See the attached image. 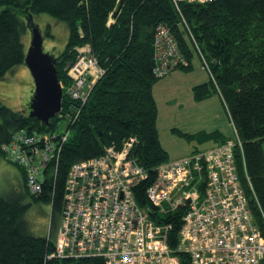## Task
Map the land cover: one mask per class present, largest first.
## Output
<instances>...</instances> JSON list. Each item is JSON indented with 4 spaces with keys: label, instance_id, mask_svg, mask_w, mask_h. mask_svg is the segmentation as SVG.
<instances>
[{
    "label": "trees",
    "instance_id": "1",
    "mask_svg": "<svg viewBox=\"0 0 264 264\" xmlns=\"http://www.w3.org/2000/svg\"><path fill=\"white\" fill-rule=\"evenodd\" d=\"M0 0V81L24 64V37L28 16L46 14L68 28V42L56 57L57 77L65 86V67L75 60V49L89 45L104 74L92 87L58 159L44 171L40 195H0V264H105L101 257L50 258L60 228L65 184L72 165L103 154L104 149L135 137L131 157L147 172L148 179L134 188L142 207L153 209L145 190L156 177V168L168 162L157 128L158 111L152 88L153 36L158 25L169 28L188 66L196 53L209 68V81L194 87L197 101L216 92L242 142L235 155L238 178L256 220L264 215V0H212L208 3L171 0ZM111 18V22L109 19ZM109 22V23H108ZM49 27L46 34L49 33ZM208 73V72H207ZM65 99L62 101L64 105ZM0 101V159L7 161L2 145L18 131L49 133L51 128ZM234 131V130H233ZM208 138L224 143L219 132ZM243 157V158H242ZM8 162V161H7ZM10 163V162H9ZM252 189V190H251ZM254 195L256 200L254 199ZM51 207L49 236L31 234L24 217L29 204ZM258 205L260 209H258ZM261 210V211H260ZM182 209L159 218L171 226L167 243L175 251L179 242ZM180 264H189L185 253H174Z\"/></svg>",
    "mask_w": 264,
    "mask_h": 264
},
{
    "label": "built area",
    "instance_id": "2",
    "mask_svg": "<svg viewBox=\"0 0 264 264\" xmlns=\"http://www.w3.org/2000/svg\"><path fill=\"white\" fill-rule=\"evenodd\" d=\"M171 1L178 9L183 1L204 4L212 0ZM152 48L156 79L188 66L167 26L156 27ZM74 51L75 60L65 67L69 83L60 82L65 103L55 116V128L49 133L15 132L1 148L7 161L24 171L31 196L42 192L45 167L58 159L70 135L69 125L104 74L89 45ZM202 67L210 74L204 60ZM233 130V138L224 143L159 165L154 182L145 190L153 209L135 200L134 188L148 179L131 157L135 137L124 140L119 148L115 144L106 147L99 157L72 165L50 258L180 264L174 253H185L189 264H264V215L257 222L240 184L235 154L239 151L242 156V142ZM178 209L183 210L182 225L172 251L167 243L171 226L158 219Z\"/></svg>",
    "mask_w": 264,
    "mask_h": 264
},
{
    "label": "rangeland",
    "instance_id": "3",
    "mask_svg": "<svg viewBox=\"0 0 264 264\" xmlns=\"http://www.w3.org/2000/svg\"><path fill=\"white\" fill-rule=\"evenodd\" d=\"M33 21L42 31L44 52L55 56L60 54L68 42L67 26L46 14L34 16ZM48 27L49 35L46 34ZM29 42L30 34H27L24 37L26 50ZM177 71H171L164 78L158 79L152 88L158 111L159 140L169 161L214 147L217 139L207 137L212 133L220 132L228 138H233L231 122L219 94L213 92L201 101L194 97L197 77L206 75L207 80L210 78L197 54H194L189 71ZM33 87V79L26 66H17L0 81V101L14 110L27 109ZM202 101L206 102L201 104ZM24 192L21 170L14 164L0 159V195H22ZM25 200L29 208L24 219L31 234L36 237H48L50 205L33 202L29 197Z\"/></svg>",
    "mask_w": 264,
    "mask_h": 264
},
{
    "label": "water",
    "instance_id": "4",
    "mask_svg": "<svg viewBox=\"0 0 264 264\" xmlns=\"http://www.w3.org/2000/svg\"><path fill=\"white\" fill-rule=\"evenodd\" d=\"M123 1H120L114 17L120 11ZM26 24L30 42L26 50L24 65L34 84L28 103V116L31 119H37L45 127L51 128L63 100V90L57 77L56 57L44 52L42 31L34 23L33 16L27 17Z\"/></svg>",
    "mask_w": 264,
    "mask_h": 264
},
{
    "label": "crops",
    "instance_id": "5",
    "mask_svg": "<svg viewBox=\"0 0 264 264\" xmlns=\"http://www.w3.org/2000/svg\"><path fill=\"white\" fill-rule=\"evenodd\" d=\"M193 60V59H192ZM192 60H191V63H190V65L192 66ZM189 69H191V68H189ZM189 69H186V70H188L189 71ZM178 69H175V70H173V72H178L177 71ZM183 70V69H182ZM186 72V71H185ZM208 75V74H207ZM209 77V76H208ZM197 79H198V82H196V85H200V84H204V83H207L208 81H209V78H208V80L206 79V75H204L203 77H197ZM197 83H199V84H197ZM195 85V86H196ZM206 101H202L201 102V104L202 103H205ZM231 127H232V130H233V126H232V124H231ZM219 134L221 135V139H231V138H228L227 136H225L223 133H220L219 132ZM233 135H234V131H233ZM161 144V143H160ZM216 145H217V143H216Z\"/></svg>",
    "mask_w": 264,
    "mask_h": 264
},
{
    "label": "bare ground",
    "instance_id": "6",
    "mask_svg": "<svg viewBox=\"0 0 264 264\" xmlns=\"http://www.w3.org/2000/svg\"><path fill=\"white\" fill-rule=\"evenodd\" d=\"M178 6H179V5H178ZM110 20H111V18L109 19V22H110ZM109 22H108V23H109ZM170 33H171V32H170ZM152 50H153V49H152ZM237 135H238V134H237ZM235 155H236V154H235ZM235 162H236V161H235ZM235 164H236V163H235ZM242 188H243V187H242ZM254 216H255V215H254ZM255 218H256V217H255ZM257 222H258V221H257ZM181 225H182V224H181Z\"/></svg>",
    "mask_w": 264,
    "mask_h": 264
}]
</instances>
